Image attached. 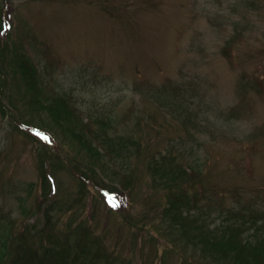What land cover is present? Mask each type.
I'll return each mask as SVG.
<instances>
[{"label":"rangeland","instance_id":"374dc122","mask_svg":"<svg viewBox=\"0 0 264 264\" xmlns=\"http://www.w3.org/2000/svg\"><path fill=\"white\" fill-rule=\"evenodd\" d=\"M1 223L6 264L262 250L264 0H0Z\"/></svg>","mask_w":264,"mask_h":264},{"label":"trees","instance_id":"16d2710c","mask_svg":"<svg viewBox=\"0 0 264 264\" xmlns=\"http://www.w3.org/2000/svg\"><path fill=\"white\" fill-rule=\"evenodd\" d=\"M101 130L97 131L96 138L100 141L102 147L104 149H107L114 153L116 157L118 156L119 158L123 157L122 150L116 146L115 142H110L109 139L104 144V140L106 137H110L107 132L104 133V135L101 134ZM123 169H126L125 165H121ZM51 210V209H50ZM11 239V232L8 230V228L5 226L4 223H1L0 227V264H6V259L9 254V250L12 249L10 246V241ZM234 245V243H233ZM255 245L252 243L250 244L249 242H245L241 240L240 245L237 246L238 248V253H236V262L238 264H264V248L262 250L256 246V249L254 251V254H250L248 251ZM78 259L74 264L78 263ZM15 263H18L15 261Z\"/></svg>","mask_w":264,"mask_h":264}]
</instances>
